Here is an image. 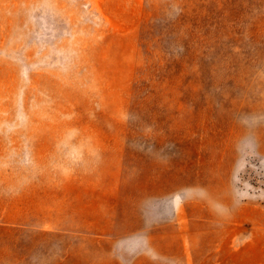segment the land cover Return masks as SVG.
Here are the masks:
<instances>
[{"label": "rangeland", "instance_id": "374dc122", "mask_svg": "<svg viewBox=\"0 0 264 264\" xmlns=\"http://www.w3.org/2000/svg\"><path fill=\"white\" fill-rule=\"evenodd\" d=\"M0 264H264V0H0Z\"/></svg>", "mask_w": 264, "mask_h": 264}]
</instances>
